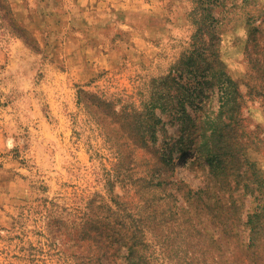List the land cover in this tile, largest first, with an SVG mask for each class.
<instances>
[{"label": "rangeland", "instance_id": "obj_1", "mask_svg": "<svg viewBox=\"0 0 264 264\" xmlns=\"http://www.w3.org/2000/svg\"><path fill=\"white\" fill-rule=\"evenodd\" d=\"M1 1L0 264H264V0Z\"/></svg>", "mask_w": 264, "mask_h": 264}, {"label": "trees", "instance_id": "obj_2", "mask_svg": "<svg viewBox=\"0 0 264 264\" xmlns=\"http://www.w3.org/2000/svg\"><path fill=\"white\" fill-rule=\"evenodd\" d=\"M0 14H1V19L7 23V26L10 29H12V31L18 34V31L16 30L13 22L11 20L8 21L7 17L9 16V12L7 11L5 5L3 4L1 0H0ZM109 259H110L111 264H117V257L114 254L110 255ZM95 262H96L95 264H101L99 258H97Z\"/></svg>", "mask_w": 264, "mask_h": 264}, {"label": "bare ground", "instance_id": "obj_3", "mask_svg": "<svg viewBox=\"0 0 264 264\" xmlns=\"http://www.w3.org/2000/svg\"><path fill=\"white\" fill-rule=\"evenodd\" d=\"M180 167H179V165H178V163L176 164V169H179Z\"/></svg>", "mask_w": 264, "mask_h": 264}, {"label": "clouds", "instance_id": "obj_4", "mask_svg": "<svg viewBox=\"0 0 264 264\" xmlns=\"http://www.w3.org/2000/svg\"><path fill=\"white\" fill-rule=\"evenodd\" d=\"M12 145H11V143H9V147H11Z\"/></svg>", "mask_w": 264, "mask_h": 264}]
</instances>
